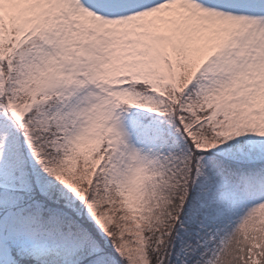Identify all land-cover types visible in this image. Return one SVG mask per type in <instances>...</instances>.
Segmentation results:
<instances>
[{
    "label": "snow or ice",
    "instance_id": "obj_1",
    "mask_svg": "<svg viewBox=\"0 0 264 264\" xmlns=\"http://www.w3.org/2000/svg\"><path fill=\"white\" fill-rule=\"evenodd\" d=\"M0 264H264V0H0Z\"/></svg>",
    "mask_w": 264,
    "mask_h": 264
}]
</instances>
